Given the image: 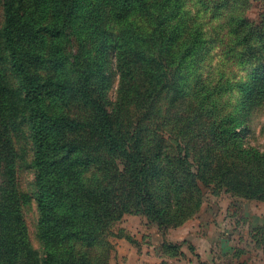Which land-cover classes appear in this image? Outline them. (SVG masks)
Instances as JSON below:
<instances>
[{
	"label": "trees",
	"instance_id": "trees-1",
	"mask_svg": "<svg viewBox=\"0 0 264 264\" xmlns=\"http://www.w3.org/2000/svg\"><path fill=\"white\" fill-rule=\"evenodd\" d=\"M171 4L0 0V264H96L77 246H93L123 213L143 214L159 229L182 224L202 202L199 181L238 189L249 198L264 196V150L246 147L234 116L214 115L216 107L199 129L181 131L183 138L187 135L184 153H172L163 137L149 143V129L142 128L141 118L156 108L163 91L171 97L176 90L190 95V88L181 85L204 41L192 26L180 31L176 6ZM137 11L146 26L129 20ZM68 27L77 36L83 31L94 38L88 48L81 43L74 57L79 78L73 82L55 74L41 77L38 68L44 65L63 71L61 41ZM109 58L114 60L112 72ZM112 76H119L118 86L115 99L108 101ZM94 77L101 80L96 88ZM227 89L221 85L208 90L195 100L198 110L205 98ZM68 95L90 111L89 119L53 113L43 105L46 98ZM255 95L264 96V66L247 83L243 105ZM124 126L130 128L129 137L121 135ZM22 132L32 144L40 251L31 247L16 186L14 137ZM81 132L93 137L88 148L99 151L105 161L117 157L130 169H118L112 176L101 161L103 179L93 186L84 183L82 167L96 156L72 137ZM120 181L126 186L122 198Z\"/></svg>",
	"mask_w": 264,
	"mask_h": 264
},
{
	"label": "rangeland",
	"instance_id": "rangeland-1",
	"mask_svg": "<svg viewBox=\"0 0 264 264\" xmlns=\"http://www.w3.org/2000/svg\"><path fill=\"white\" fill-rule=\"evenodd\" d=\"M170 1L174 2L171 5L176 6L180 31L187 32L192 26L200 32L204 41L201 51L188 65L181 85L185 89L190 88V95L183 93L184 90H176L175 93L183 94L171 97L167 91H163L156 108L141 118L142 128L149 129L145 130L149 143L153 144L152 138L163 137L172 146V153H184L187 135L183 138L181 131L186 132L189 127L199 129L198 125H202L216 107L214 115L234 116L236 131L246 147L263 151L264 96L255 95L244 106L243 95L247 83H250L258 68L264 66V0ZM133 14L130 21L146 26L140 11L136 16ZM74 31L69 27L64 30L66 39L61 41L65 53L63 71H55L49 65H44L38 68L41 77L55 74L69 81H77L80 72L74 69V57L81 43L88 48L89 41L92 43L94 38L89 39L83 31L77 36ZM83 36L87 40H83ZM108 64L110 71H114V60L109 58ZM117 79L119 76H112L107 82L108 101L115 99ZM100 81L93 78L94 88ZM221 85H226L228 89L205 98L198 110L195 100ZM43 105L53 113L78 119H89L91 116L90 111L72 95L62 99L46 98ZM239 119L242 123L238 125ZM128 129V126H124L121 135L129 137ZM23 133L14 137L16 186L22 199L21 210L31 247L40 251L37 238L39 215L31 166L32 144L27 133ZM72 137L87 145L83 150L94 154L95 160L98 158L82 167L80 178L88 186L103 179V172L99 170L101 161H104L112 176H117L118 169L126 172L130 169L120 158L114 157L107 162L99 151L88 148L93 143L89 133H73ZM189 160L192 169L196 170L192 153ZM198 183L202 202L182 224L159 229L143 214L123 213L119 219L107 225L93 246L80 244L77 247L96 264H264V196L249 198L229 186L215 182ZM124 189L125 183L120 181L118 192L121 198L125 196ZM171 243L179 247H171Z\"/></svg>",
	"mask_w": 264,
	"mask_h": 264
}]
</instances>
